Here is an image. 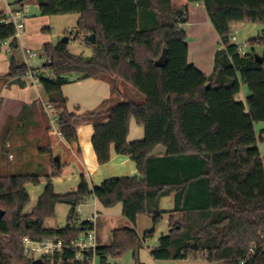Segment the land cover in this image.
<instances>
[{"label": "trees", "instance_id": "16d2710c", "mask_svg": "<svg viewBox=\"0 0 264 264\" xmlns=\"http://www.w3.org/2000/svg\"><path fill=\"white\" fill-rule=\"evenodd\" d=\"M188 1L204 5L220 37L210 75L188 61L187 34L181 26L188 22V5L175 6L171 0H35L43 16L79 14L78 29L93 48L87 58L71 53L67 43L43 46L46 61L38 69V79L48 103L58 111L62 137L76 145L78 121L93 122L98 163L110 162L114 146L117 154L136 163L141 176L91 185L81 175L78 188L65 194L55 192L53 178L62 175L55 160L50 174L0 176V264H31L23 247L25 237L69 241L93 229L90 220L78 225L77 208L90 197L107 208L122 203L123 215L134 225L139 215L150 217L154 225L143 237L134 228L113 230L112 243L96 250L100 264H111L109 258L128 250L136 258L164 213H169V232L150 249L154 259L264 264V156L259 148L263 136L255 129L257 122H264V54L253 49L243 56L231 41L239 24L264 26V0ZM6 17L0 12V51L8 40L12 49L18 47L16 27L5 22ZM90 34L95 35V43L89 41ZM247 44H264V31L262 38L249 39ZM165 48L168 62L158 67L155 62ZM28 71V65L12 55L9 71L0 78L22 86ZM105 75L131 85L144 102L126 99L105 111L70 112L62 88L74 81L72 76L80 80ZM244 85L250 94L243 101ZM99 116L107 122L98 121ZM132 118L144 127L145 137L128 142ZM159 145L166 153L153 156ZM43 178L44 193L32 212L25 213L31 201L26 185H39ZM172 193L173 209L162 210V199ZM60 203L70 206L67 225L46 227V219L55 217ZM252 247L251 260L241 263Z\"/></svg>", "mask_w": 264, "mask_h": 264}, {"label": "crops", "instance_id": "0c3cea01", "mask_svg": "<svg viewBox=\"0 0 264 264\" xmlns=\"http://www.w3.org/2000/svg\"><path fill=\"white\" fill-rule=\"evenodd\" d=\"M171 2L175 6H189L188 22L181 25L187 34L189 63L195 65L206 75L212 74L215 55L221 47L220 37L209 19L204 5L189 3L188 0H171ZM9 9L15 8L11 6V3L0 2V12L6 13ZM26 19L24 18L25 30L20 39H17L18 47L22 46L24 39H26V23H28ZM9 41L11 43V40ZM47 43L50 42L42 41L39 47L43 48L44 44ZM6 44L8 42L3 45ZM26 49L24 48V50ZM11 50V47L8 48L9 52ZM18 62L21 63L20 61ZM8 71L9 62L7 70L0 72V76L7 74ZM49 74L50 72L44 73L45 76H49ZM72 78L74 81L64 85L62 90L64 96L68 99L69 111L77 115L92 111H105L112 105L126 99L137 103L144 102V96L125 81L106 75L99 79L87 78L79 80L76 76H72ZM22 80L24 85L21 86L14 80L0 78V135L3 137V141L0 142V154L5 149L6 144L10 145L12 150L11 160L17 159L13 166L14 169H17V173L43 172V174H50V156L51 158L54 157V160L58 157L62 167V175L53 178L55 192L58 194L76 190L80 184L81 175H84L91 185H100L110 178L141 176L136 163L129 156L117 154L114 146L111 148L110 162L104 165L98 163L92 145L93 122L78 121V144L76 145H71L63 137L54 134L50 117L46 111L48 96L44 88L40 82L34 81L29 77H24ZM96 119L101 122H107V119L102 116ZM144 137V127L137 124L136 120L132 118L127 137L128 142L142 140ZM57 148H60V151ZM57 153L58 155L55 156ZM165 153L166 148L163 145H159L155 148L152 155L161 156ZM2 171L3 168L0 165V172ZM41 184L42 188H36L37 190L33 186L31 190L28 185L26 186L29 194L30 191L36 194L37 201L44 193L47 181L43 179ZM169 197L175 203V193H172ZM92 198L95 205L94 212L98 216L99 214H104L107 218H115L123 214L122 203L107 208L96 198ZM88 220L82 218L79 220L78 225ZM153 227V221L150 217L139 215L136 224L131 223L128 228L136 229L140 237H143ZM98 240L99 244L102 245L99 237Z\"/></svg>", "mask_w": 264, "mask_h": 264}, {"label": "rangeland", "instance_id": "374dc122", "mask_svg": "<svg viewBox=\"0 0 264 264\" xmlns=\"http://www.w3.org/2000/svg\"><path fill=\"white\" fill-rule=\"evenodd\" d=\"M18 0H2L3 3H11V6L15 9H22L24 18L28 20L26 26V39H24V44L18 48L12 49L10 52V41L8 44L3 45L0 51V72L6 71L8 68V62L10 57L13 55L17 61L25 63L28 67L39 69L44 60L42 57L29 58L25 55L24 48L35 50L39 53L43 52V48H40L42 41L50 42L56 44L61 42L64 38L68 37L67 42L68 50L76 55H82L84 57H91L93 55V50L91 46L88 45L87 36L85 32L78 29V20L80 15L76 13L64 14V15H51L43 16L40 14L38 5L35 0H24L21 4L17 2ZM264 26L260 24L242 23L233 28V33H237L236 44H245L249 39L262 38L263 37ZM20 39V38H19ZM255 52L259 55L264 54V44H256L251 47L248 46V50ZM250 94V91L246 85L242 87L240 94V99L245 100ZM255 129L258 136H263V141H259V148L264 156V122H257L255 124ZM3 141V137L0 135V142ZM60 151V148H57ZM57 151V152H58ZM12 150L10 145L6 144L4 150L0 154V165L3 171L0 172L2 176L9 175L10 173H17V169L13 166L15 161L11 160ZM55 154V156H57ZM50 168L52 171V164L54 162V157L50 156ZM43 173V172H42ZM0 175V176H1ZM44 179V178H43ZM28 188L31 190L33 187L36 189L42 188V184L34 185L28 183ZM26 185V186H27ZM33 186V187H32ZM36 189V190H37ZM31 201L25 209V212L29 213L32 211L33 207L37 203V196L33 191H30ZM94 199L88 198L84 203L78 206L77 210H81V214L78 215V223L82 218L91 219L95 213ZM174 201L171 198L166 197L162 200V209L164 211H169L173 209ZM70 211V206L68 204L60 203L56 206L55 217L46 219L45 224L48 228H63L68 223V213ZM176 218L177 215H174ZM123 220V221H122ZM95 225V231L97 236L100 238V243L102 245H109L113 241V230L130 227L131 222L123 215L120 214L119 217L107 218L104 214H99L96 220L93 221ZM169 232V213H164L161 221L155 226V233L152 238L147 239L144 242L143 247L138 250L136 258L134 257V252L132 250L126 251L121 257L109 258L111 264H210L209 261L200 259H174V260H156L150 254V249L158 244L159 238ZM144 234V233H143ZM206 257V256H205ZM95 264H100L99 258L95 259Z\"/></svg>", "mask_w": 264, "mask_h": 264}, {"label": "built area", "instance_id": "2783aa9c", "mask_svg": "<svg viewBox=\"0 0 264 264\" xmlns=\"http://www.w3.org/2000/svg\"><path fill=\"white\" fill-rule=\"evenodd\" d=\"M7 17L5 22H12L16 27L15 37L18 39L25 30L24 14L22 9H9L6 12ZM237 40V33L231 35V41L235 43ZM9 41V40H8ZM6 41L5 43H7ZM238 52L241 55L248 53V44H237ZM25 55L29 58L42 57L44 62L46 61L43 54L32 49H26ZM38 69L29 67V71L25 77H29L34 81L39 82ZM54 76L53 73L49 74V78ZM47 114L50 117V123L54 134L62 137L61 125L59 124L58 111L51 104L46 105ZM77 214H81V210H77ZM98 214L95 213L90 221L96 220ZM94 224V222H93ZM99 240L95 231V225L93 229L83 230L80 235L69 241L62 238H44L41 240H33L29 237L23 238V247L25 255L33 261L42 259L45 264H95L97 258L96 250L99 246ZM69 252H73L72 255H68ZM255 254V248L252 247L246 257L240 260L241 263L251 260ZM205 256H208L207 254ZM217 264V263H213Z\"/></svg>", "mask_w": 264, "mask_h": 264}, {"label": "water", "instance_id": "95a60500", "mask_svg": "<svg viewBox=\"0 0 264 264\" xmlns=\"http://www.w3.org/2000/svg\"><path fill=\"white\" fill-rule=\"evenodd\" d=\"M88 39L92 43H95V41H96L94 34H90ZM68 40H69V38L66 37L61 42L67 43ZM256 59L261 61V57L259 55L256 56ZM167 62H168V50H167V48H165L161 57L155 62V65L158 67H164V66H166ZM209 87H210V84H208V88ZM55 162L58 165H60V159L58 157L55 158ZM32 264H45V262L42 259H38V260L33 261Z\"/></svg>", "mask_w": 264, "mask_h": 264}]
</instances>
